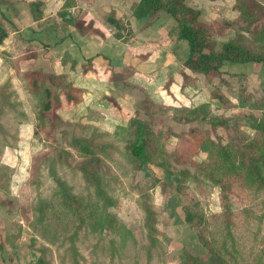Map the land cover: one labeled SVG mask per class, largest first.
<instances>
[{
	"label": "rangeland",
	"instance_id": "374dc122",
	"mask_svg": "<svg viewBox=\"0 0 264 264\" xmlns=\"http://www.w3.org/2000/svg\"><path fill=\"white\" fill-rule=\"evenodd\" d=\"M211 1V7L203 9L211 21L223 22L236 15L233 0ZM199 20L207 22L202 14ZM232 36L233 30L227 29L216 41L220 44ZM24 49L0 43V264H34L39 252L36 249L41 246L46 247L44 254L52 264H186L184 252L206 257V249H216L222 239L231 264H264V197L252 190L236 189L221 203L218 185L195 176L193 167L181 181L175 169L184 165L175 164L170 155L178 138L171 123L164 122H153L164 133L153 163L138 170L121 172L119 167L124 163L120 147L101 149L107 196L100 204L122 227L92 224L95 217H91L74 238L68 240L69 229L54 240L33 209L36 193L54 183L57 175L74 191L86 190L87 200L95 197L75 168L78 156L69 145L77 121L63 120L56 112L57 102L47 115H35L24 83L31 84L42 74L33 65L22 66ZM248 67L236 62H225L222 67V71L238 76H224L221 93L232 94L238 103L243 100V108L232 105L234 98L229 97L222 101V109L214 111L211 106L212 116L228 120L232 137L236 126L252 131L254 118L264 109V66L256 67L254 75H246ZM58 80L60 85L64 83L62 77ZM178 80L182 81L180 77ZM155 113L159 118L169 116L160 110ZM93 124L99 128L94 132L96 143L103 144L107 141L104 130L113 126ZM196 125L210 127L206 119L196 121ZM155 161L162 162L157 165ZM184 202L198 212L196 223L182 220ZM144 204L150 206V212L144 211ZM225 205L230 206V224Z\"/></svg>",
	"mask_w": 264,
	"mask_h": 264
},
{
	"label": "trees",
	"instance_id": "16d2710c",
	"mask_svg": "<svg viewBox=\"0 0 264 264\" xmlns=\"http://www.w3.org/2000/svg\"><path fill=\"white\" fill-rule=\"evenodd\" d=\"M74 2L75 0H62L59 12L71 23H75L78 17L69 14L65 9ZM39 4L38 1L29 3L33 16L37 15ZM132 10L133 15L138 18L151 16L159 10L172 17L173 24L168 34L187 43L188 56L184 64L192 72L202 74L219 72L225 62L264 66V0H233L232 10L236 11V15L231 20L223 22L216 20L201 22L199 20L201 10L187 4L185 0H138ZM3 19L5 20L4 17ZM6 21V25L0 22V43L8 33L10 21ZM105 21L113 28V35L116 38L125 41L131 36V30L126 24L112 14H108ZM94 27H91V30L104 33L100 27ZM227 29L233 30V36L219 44L216 37L224 36ZM92 60V57L86 59L83 70H94ZM23 63L30 66L28 58H24ZM35 67L41 70L42 75L32 80L31 84L24 83V88L29 93L28 97L37 118L40 113L47 115L53 109L54 102L61 105L62 96L66 103L77 100V90L65 82L62 84V90L58 94L54 93L61 84L58 78L65 77L62 73L54 70L46 72L42 69L43 66L37 63ZM29 73L30 70L25 76ZM128 73V69L120 73L112 69L110 78L126 79ZM217 93L219 99H225L220 90H217ZM240 103L243 104V100L240 99ZM144 109H147L146 104ZM181 111L184 112L186 120L197 117L206 119L210 127L203 128L194 123L185 132L175 133L178 141L172 147L170 155L173 156L175 164L184 165L175 169V172L180 173V180L187 178L186 175H190L189 167H193L195 176L200 175L206 182L218 185L221 203L225 201L228 193H234L236 189L252 190L264 197V109L254 118L252 131L236 126L233 137L228 132L227 119L209 115L206 105L183 106ZM73 128L69 145L78 156L75 168L90 185L89 194L95 199L87 200L86 190L74 191L67 180L57 175L54 176V183L38 191L33 209L38 219L45 223L46 232L54 240L62 238L69 229L71 234L67 236L68 240L74 238L78 228L91 217H95L92 224L109 223L111 226L122 227L111 214L105 212V205L100 204L107 196L101 169L102 162L99 158L101 149L105 146L112 149L120 147L124 166L119 169L124 174L128 170H138L146 163H153L152 158L157 151L158 141L164 135L162 127L140 119L136 109L130 112L124 125H115L110 131L104 130L103 134L107 141L100 145L96 143L94 134L99 128L93 122L77 121ZM220 129H223V132H219ZM155 162L160 165L162 161ZM143 207L144 211L150 212L148 204H144ZM223 208L230 224V206L225 205ZM181 212L184 222L196 223L198 212L192 210L188 203H181ZM45 249V246L36 249L39 252L34 264H52L44 254ZM206 250L207 256L203 258L184 252L186 264H231L228 260L230 256L227 253V244L223 239L216 249Z\"/></svg>",
	"mask_w": 264,
	"mask_h": 264
},
{
	"label": "crops",
	"instance_id": "0c3cea01",
	"mask_svg": "<svg viewBox=\"0 0 264 264\" xmlns=\"http://www.w3.org/2000/svg\"><path fill=\"white\" fill-rule=\"evenodd\" d=\"M33 1L40 2L36 16L29 6ZM137 2L75 0L65 9L67 12L72 8L75 14L71 15L78 17L71 23L59 13L62 0H0V22L6 25V20L10 21L1 43L24 47L22 58H28L30 66L37 63L46 72L62 73L64 82L77 90L74 102L66 103L62 96L56 112L63 120L124 125L130 112L136 109L140 119L171 123L175 132L185 131L200 118L186 120L181 108L206 105L209 115L211 106L218 111L224 100L219 99L217 93L222 89L221 80L238 76V73L222 71L224 63L219 72L211 71L212 76L211 72H192L184 64L188 56L187 43L168 34L173 19L163 10L138 18L132 10ZM185 2L202 8L201 14L207 22L211 21L212 17L205 15L203 9L210 8L213 1ZM108 14L123 21L131 30L128 39L124 41L113 35V28L105 21ZM91 27H100L104 33H97ZM90 57L94 70H83ZM247 64L246 75H254L258 66L262 68L261 64ZM22 66L29 65L23 63ZM112 69L117 73L128 69V77L111 80ZM61 87H57L56 94ZM228 97L234 98L232 105L243 108L244 103L235 102L232 94L224 95L225 99ZM156 110L166 112L168 118H159Z\"/></svg>",
	"mask_w": 264,
	"mask_h": 264
},
{
	"label": "built area",
	"instance_id": "2783aa9c",
	"mask_svg": "<svg viewBox=\"0 0 264 264\" xmlns=\"http://www.w3.org/2000/svg\"><path fill=\"white\" fill-rule=\"evenodd\" d=\"M67 12H68L69 14H75V12H74V10H73L72 8H68V9H67Z\"/></svg>",
	"mask_w": 264,
	"mask_h": 264
}]
</instances>
